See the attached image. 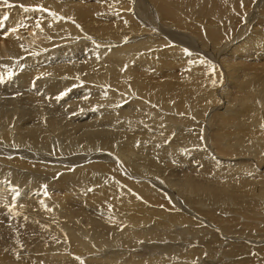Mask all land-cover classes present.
Here are the masks:
<instances>
[{"label":"bare ground","instance_id":"bare-ground-1","mask_svg":"<svg viewBox=\"0 0 264 264\" xmlns=\"http://www.w3.org/2000/svg\"><path fill=\"white\" fill-rule=\"evenodd\" d=\"M60 1L7 0L5 3L0 0V27L6 33V37L0 38V56L4 57L0 61V88L8 91L18 88L23 93L21 100H9L12 110L0 104V155L22 156L18 160L23 166V170L16 169L18 163H6L8 160L0 157V208L7 207L4 199H14L16 194H22L24 201L14 210L23 213L22 217L31 224L37 221L46 224V235L53 241L27 239L25 243L34 249L33 254L38 255L29 264H226L225 259L230 254L237 258L236 264L263 263L264 259L257 251L254 258L252 254L249 258L244 256L247 252L240 253L253 249L247 238L245 241L228 239L237 234L243 239L249 235L264 236V227H253L252 223L239 226L233 221L228 222L232 219L227 218L229 216L221 218L227 210V214L234 212L231 199L203 206L197 218L191 217L195 211L182 209L178 199L179 195H186L184 206L192 207L193 192L209 202L212 200L200 195H211L214 190L230 191L236 199L242 196L241 193L247 194L244 195L247 198L240 199L246 202L248 197L264 194V187L256 188L264 182V175L261 177L263 181L248 183L237 177L242 171L253 173L256 168L264 167V69L247 67L250 60H264L263 19L258 27H254L260 33L242 40L239 55L238 48L236 54L233 51L236 58L246 60V63L244 66L235 63L225 66V80L218 81L225 86L221 90L222 86L218 88L212 79L210 64L203 63L202 54L172 40L181 39L183 45L190 43L199 48L189 34L181 33L189 23H184L182 10L173 7V3L127 0L120 1L121 5L116 2L118 0ZM53 2L60 5L59 11L69 22L52 16L26 22L27 14L39 12L37 9L32 11V5L48 6ZM211 8L215 10L210 14L218 9L230 13L229 6L215 4ZM108 23L114 32H110ZM169 28L179 31L164 34ZM155 34L159 37H153ZM204 34L207 35L197 32L195 38L202 45L199 48L202 51H207V45L215 47L221 41L217 35H223L222 31L218 34L213 28ZM46 47L49 48L44 50ZM6 55L11 58L5 59ZM66 57L69 60L58 65L66 67V72L52 73L56 61H63ZM165 60L173 61L177 67L165 69ZM153 63L158 66L155 70L151 69ZM99 64L105 66L106 71ZM38 65H42L48 75L40 76V70L32 68ZM112 67L118 70L116 76ZM27 70L29 74L25 75ZM202 76L212 80L211 83H200ZM54 88L57 96L52 98ZM215 90H221V97L228 91L233 103L239 104L238 108L243 105L251 114L259 113L261 120L246 117L245 120L252 124L231 135L236 142L247 138L251 143L241 147L239 152L231 150L229 155L235 156H230L228 169L220 173L218 167H214V173L220 174H217L216 182H211L213 172L207 168L211 157L202 150L201 132L198 131L202 129V122L199 123L201 115L197 110L204 106L205 115L220 105L214 97ZM80 91L92 95L89 94L88 98L82 95L78 99L76 96H81ZM149 99H153L150 102L153 105L147 104ZM233 99L226 97L222 101L227 104ZM256 101L262 103H254ZM156 106L162 108L161 111ZM228 107L227 104L224 113L217 112L221 122L243 118L240 108ZM108 122L111 126H107ZM180 123H183L182 128H177ZM229 125L239 127L233 122ZM214 131V135L222 134L219 127L213 128ZM211 152L221 157L215 149L211 148ZM93 160L98 161L91 162V167L84 165ZM176 164H182L184 171L190 169L183 174L185 179L178 177L182 184L170 179L176 173ZM9 166H14L16 171L10 170ZM26 168L30 169L24 171ZM6 171L13 172V176ZM45 173L48 175L42 178ZM232 175L235 178L227 180ZM158 180L167 184H158ZM219 180H224V187ZM79 183L86 189L69 185ZM62 185L67 187L63 199L54 201L50 196ZM178 185L180 187L176 189ZM253 191L254 195H249ZM97 198H102L104 204L108 201L113 204H98ZM70 203L83 206L60 210V215L55 217L43 213L46 209L56 208L55 205L65 209ZM6 209L10 210L9 207ZM248 228L254 233L244 232ZM22 232L25 238H30L27 227ZM0 241V263L12 264L8 257L10 253L4 250L6 244L2 239ZM141 243H145L154 254L140 250L144 247ZM7 259L10 263L5 262Z\"/></svg>","mask_w":264,"mask_h":264},{"label":"rangeland","instance_id":"rangeland-1","mask_svg":"<svg viewBox=\"0 0 264 264\" xmlns=\"http://www.w3.org/2000/svg\"><path fill=\"white\" fill-rule=\"evenodd\" d=\"M46 1L51 2V1H54V0H46ZM120 1H122L124 3L127 0H118V1H116V2H119V4L122 5L123 3L122 2L120 3ZM132 1H135V0H128V2H132ZM166 1L169 2V3H173V5H174V6L172 5L173 7L180 8L179 11L182 10L181 12L184 14V15L183 14L182 15L185 17L184 18V21L186 20V22H184V23H189V25L188 26H184V30H182L181 33L184 34V35H187V36L189 34L190 39H193L194 43L196 45H198L199 48L202 45L199 42H197V40L195 39L197 37V32H201V34L207 35V34H204V33L209 32L211 28L216 29L218 34L221 33V31H222V34L223 35H221V34L217 35V38L221 40V41H219L220 43L216 44L215 47L214 46L211 47V46L207 45L206 46V49H207L208 52L207 51L199 50L198 47H196L195 45L190 44V43L189 44H186V45H183V43L181 42L182 41L181 39H180L181 40L180 41L177 38H172V40H174L176 42L175 44H178V45H180L182 47L185 46V47L188 48V50H190V48H191V51H193L194 53L202 54V57L201 58H203L205 60V61H203V63H205V65L207 63L210 64L209 66H211V68H212L211 69L212 79L214 81H216V84L218 85V88L220 86H222L221 87V90H222L225 86L222 85L223 82L220 83L218 81H220V79H222V81L225 80V72L223 71V69L225 68V66L232 65L234 63L235 64H239L241 66H244L245 65L244 63H246L245 62L246 60H243L242 59L243 61H241V59L236 58V55L235 54H236V52L238 50H235V49H237V48L239 49V51H238V55H239V53L242 51V48H243V45H242L241 42H243L245 39H247L248 36H250V38H251V37L256 36L257 33H260V30L257 28V31H256L254 27L255 26L258 27L259 26V22L262 19H263L262 21H264V2H262L263 0H261L260 2H259V0H240V1L239 0H228V1L227 0H215V1H207V0H166ZM215 4H217L219 6H222L223 5L224 7L225 6H229L230 13L226 14V13L220 12L219 9H218V10H216L213 13L210 14V12L212 10H215V9H212L211 8ZM236 4H238V6H236ZM36 5H32L33 6L32 11H35V9H37L36 11H39V12L36 13L35 15L34 14L33 15L32 14H30V15L27 14L26 15L27 17L25 16L26 17L25 18L26 22H31L33 19H42V18L44 19L45 17H43V16H52V17H54V18H56L58 20L68 21L63 16L62 11H59V8L58 7L60 5L55 4V2L48 4V6H46V5L36 6ZM132 5L135 6V4H132ZM210 5H212V6L210 7ZM16 6L17 5H15V7ZM149 6H151V4ZM6 8H7V5H6ZM27 10L30 11V8H28ZM224 22H226L228 24H226ZM72 24L76 25V23L74 21H72ZM108 27L110 28V32H114L111 29V25L109 23H108ZM214 27H216V28H214ZM249 27H251V28H249ZM230 28H232V29H230ZM172 31L178 32L179 30H177L176 28L174 30L173 29L171 30V28H169V29H166V31H164V34L169 35L168 32L169 33L170 32L172 33ZM191 31H192V33H191ZM240 31L242 33H239ZM250 33L253 36H251ZM120 34L123 35V34H127V33H120ZM161 34H163V33H161ZM5 35H6L5 31H3L2 28L0 27V38H1V36H2V38L6 37ZM144 35H143V37H144ZM146 36H148V35H145V37ZM153 37L156 38V37H159V35L158 34H155V35H153ZM168 38H171V37H168ZM72 42H74V41H72ZM239 43H240L239 47H236ZM223 45H224V47L222 48ZM54 46L55 45H53L52 47H54ZM49 47H46L44 50H47ZM233 51H234L235 54L233 53ZM243 51H245V50H243ZM125 52L128 53L129 51L128 50H125ZM204 52H206V53H204ZM41 54L42 53H40V51H39V54L38 55L40 56ZM35 55H37V53ZM203 56H205V57H203ZM6 57H5V59H9V58H11V55H8V56L6 55ZM2 58L4 59L3 56H0V61L3 60ZM15 58H18L19 60L21 59L20 57H15ZM230 58H232L233 60L230 59ZM236 59H238V60H236ZM68 60H69L68 57H66L63 61H60V62H57L56 61V67L54 69H52V73H55V74L65 73L66 70H67V68L66 67H60L58 65L63 64V63H65ZM194 60H197V59H194ZM163 63H166V64H164V66H163V64H161V66H163L165 69H166V67L167 68L168 67H171L173 69H175L177 67L176 64H174L173 61L165 60V61H163ZM250 63L251 64L253 63V64L251 65ZM248 64H249L247 66L248 68H257L259 70H262L261 68L264 69V60L263 59H261L259 61L250 60V62ZM99 65H101V64H99ZM115 67H112V69H113L112 71H113V74L116 76L117 73H118V70ZM155 67L157 68L158 66L153 63V65H151V69L152 70H155L156 69ZM32 68L33 69L34 68H38L40 70V76L48 75V72H45L43 70L42 65H38V67L37 66H32ZM102 68H103V70L106 71V67L105 66H102ZM201 68H202L203 71L205 70L202 65H201ZM201 68H199V69H201ZM213 68H215V69H213ZM241 72H243V70ZM166 73H168V71ZM28 74H29V72L27 70V73L25 75H28ZM164 77H167V76L164 75ZM200 78L202 79L200 83H202L203 81L204 82L211 83V81H212V80H209V81L206 80L207 77H205V76H202ZM157 79L159 80L161 78H157ZM157 79H155V80H157ZM161 80H163V79H161ZM1 88L4 91H8V90H6L3 87H1ZM14 89H16V88H14ZM14 89H10L11 92H10V90L8 92H3V90H0V104L2 106H6V108H10L11 110L13 109V107H9V105H10L9 104L10 103L9 100H11V99L12 100L13 99H15V100H17V99L18 100H21V95L23 94L22 91H20L18 88H17V90H14ZM12 90L15 91V92H13ZM220 91L217 90L216 92H214L215 93L214 94V97H215V99H218L219 100V104H220V105H218V106H216L214 108L215 110H212L210 113H209L210 110H208L207 113H209V114L207 116H206L207 113L204 115V106H199V108L197 110L198 113H200V115H201V117L199 118V123L202 122V127H201L202 129H199L198 130V131L201 132L199 134L200 135L199 138H201V141L203 142V144H202V148L203 149L202 150L205 151L206 155L209 158L211 157L210 167H209V165L207 166V168H209V170L213 172V173L209 172V173H211V175H210V177L212 178L211 182H216L217 181L216 176H218L222 171H225V170L228 169V167H229L228 162H230V159L229 158L235 156V155H233V156L229 155V152L231 150H233L234 153L236 151L239 152L241 147H243L246 144H250L251 143L250 140L247 139V138H244L243 140H241L239 142H236V141H234L235 138H233L231 135H234L235 133H238V132L242 131L244 128H246L247 125L252 124V123H249L248 121L245 120L246 117L253 116V117L257 118L258 120H261L259 113H252L251 114L247 110V108L242 107L243 105L241 107H239L240 108L239 109L238 108V105L239 104L236 105L235 103H233L234 102V99H233V97H231L232 94L229 95L227 93L228 91L224 92V95H223L224 97H221L219 95ZM1 92H3V93H1ZM68 92L65 93V94H68ZM56 93H57V91L54 88V95L52 96V98H54V97L57 96ZM79 94L81 96H79V95L76 96V97H78V99H80L83 96H84V98H88V97H90L89 94L92 95V93L91 92L89 93L88 91H80ZM226 97H229V99H233L232 101L229 102L230 104L227 102V104L229 105L228 108H236L237 107V109H239V112H241L243 118H240V119H228L226 121L227 123L220 121V119H219L220 114H218L217 112H220V111H223V110L225 111L226 110V105L227 104L225 102L223 103V101H222V100H224V98L226 99ZM262 97H264V95ZM73 98L75 99V97H73ZM53 100H56V99H53ZM151 101H153V99H149V102H148V100L146 102H147V104H151L150 103ZM84 103L87 105V99H85V102ZM254 103L261 104L262 102H257L256 101ZM61 104L62 103H59V106H61ZM151 105H153V103ZM59 106L57 105L56 107L59 108ZM53 107L54 106H52L51 108H53ZM157 108L160 111L162 109L160 107H157ZM134 109L135 110H138L137 107H135ZM263 109H264V107H263ZM55 111H59V110L55 109ZM224 111L222 113H224ZM168 112H170V111H168ZM229 114H231V113H227V115H229ZM205 120L207 121L206 122V126H205ZM231 122L237 124L239 127L238 128H234V127L230 126L229 124H231ZM109 123L110 122L107 123V126H111V124H109ZM178 126H180V127H177V128H182L183 123H180ZM218 127L221 130V132H222V134L219 135V136L218 135H214L216 131L213 132V128H218ZM169 128H171V127H169ZM227 136H228V138H226ZM200 147H201V145L199 146V148ZM211 148H212V150L215 149L216 151H218V153L220 154L221 157H216L217 155L214 154L213 152H211ZM207 151H208V154H207ZM211 153H212V155H211ZM0 157H1V159L8 160L6 163H8V162L9 163H18V164H16L18 166H15L16 169H17V167H20V170L21 169L23 170V166L20 164V161L18 160V159L22 158V156H18V155L17 156L16 155H0ZM99 160L102 161V159H99ZM219 160H221V162ZM97 161L98 160H93V161H90V162L88 161L84 165L85 166L87 165L86 167H91V162L93 163V162H97ZM207 162H209V161L207 160ZM15 167L14 166H11L10 167V170L16 171ZM181 167H182V164H176V168H175V170H176V173L175 174L176 175L175 174L173 175V176H176V177H173L172 176V178H170L171 181H173L175 183H177V182L180 181L179 184H182V180L181 179H178V177L180 178L182 176L181 178L182 179H185L186 176H184L183 174L186 171L189 172L190 169H185V171H184V169H182ZM214 167H218V170L220 171V173H216V172L214 173V169H215ZM210 168H213V170L210 169ZM28 169H30V168H28ZM28 169L26 168V169H24V171H26ZM256 169H257V171L256 172H253V173L252 172L251 173L250 172H245L244 173L242 171L240 173V175H238L237 177L238 178H241L242 180H245V182H247V183H248V181H257V182L258 181H263V179L261 177H262V175H264V167H262L260 169H258V168H256ZM6 173L10 174L11 176H13L12 174H14L11 171L10 172L9 171H6ZM258 173H260V174H258ZM51 174L53 175V173H51ZM169 174H170V172L167 173V176ZM46 175H48V174L45 173L44 176H42V178H44ZM190 175H193V173L191 172ZM234 176L235 175H232L227 180L235 178ZM52 177H50V178H52ZM131 179L135 180V178H131ZM199 179H201V177H199ZM219 181H220L219 183L223 182V183H221L222 185L225 184L224 180H222V181L219 180ZM158 182H159L158 184H164V186L167 184V183H165L163 181H159V180H158ZM263 184H264V182L261 183L260 185H258L256 188L261 189L262 187H264ZM69 185H71L72 188H81L82 190L86 189V187L84 186V184H81V183H79V184H69ZM179 187H180V185L176 186L175 188L178 189ZM223 187H224V185H223ZM66 188L67 187L65 185H62L61 187L55 189L53 191L52 195L50 196V198L53 199L54 201H60L61 199H63V194L65 193ZM192 194L193 195L191 196V198L194 199V205L192 207H186V206H184V205H186V203L184 202L185 199L187 198L186 195H184V196L179 195V198H178L180 200L182 209H185L186 208L187 211H192V212L195 211V215H191L190 214L192 218H197L198 217L199 210L203 206L215 205V204L221 202V200H223V199H226V201H229V199H231L233 201V203H234V206H233L234 212L227 214L228 213V210H227L225 212V214H222L221 213L222 214L221 218L222 217L223 218H226L227 216H229L227 218H232V219L228 220V222H232L233 221V224H236V225L239 224V226L240 225L246 226V225L252 223V224H254L253 227H257L258 225L260 226V228L261 227H264V221L263 222L261 221V220H264V204L262 203V201L264 202V194H256V196L254 198L253 197H248L249 199H247L246 202L245 201L242 202V201H240V199L247 198V197H244V195H247V194L241 193L242 196H240L239 199H236L233 196L232 192H230V191L214 190L211 195H200V197H203L205 199H211L212 201H210V202L209 201H205L202 198H199L198 196H196L197 192H193ZM98 195H103V194L102 193H99ZM249 195L253 196L254 195V191L251 192V193H249ZM96 197H99V196L96 195ZM220 198H222V199H220ZM4 201H5L4 204L7 207H9L10 210L9 209H6L7 207H5V208L3 207L4 209L3 208L2 209L0 208V233H2L3 231L4 232L7 231L6 234H4V235L3 234H0L1 235L0 236V240L2 239V241H4L2 243L3 244L4 243L6 244V247L4 248V250L5 251H8L10 253V255L8 254V257L13 261L12 264H14V263L15 264H25V263L26 264H29V262L31 261V259H33V258L35 259V257H37L38 255L36 256V254H33L34 249L28 247V245L25 243V241L27 239L29 241H31L32 239H42L43 241H47L48 243H53V241L49 240V238L46 235V231L45 230H46V228L48 226L46 224H43V223L38 222V221L35 224H31V221L30 220H29L30 221L29 222L27 219H25L24 217H22L23 216V213H21L22 214L21 215V214H19V211L14 210V208L18 204H20L21 202L24 201V196L22 194L18 193V194H16V197L14 199H4ZM102 201H103L102 198H97L98 204L99 203H102V205H111V204H113L111 201H108L107 204H104ZM256 201H258V202H256ZM245 204L246 205L249 204V205L246 207ZM160 205H164V204H160ZM236 205L239 207L238 209H236L237 208ZM81 206H83V205L82 204L77 205V204H74V203H70L65 209H61V208H58V206L55 205L56 208L53 207V208H50V209H46L45 212H43V213L51 214V215H53L55 217V216L60 215V210L61 211H65V210L69 209V207H71L72 209H74L75 207H81ZM35 208H38V207L36 206ZM41 209L42 208H39V210H41ZM85 209L89 210V208H85ZM11 210L13 211V213L11 212ZM90 211H93L94 212V210H90ZM239 211H243L244 213L243 212H239ZM251 211H253V212H251ZM37 212L38 211H32V213H37ZM245 212H247V213L245 214ZM8 214H10V215H8ZM164 214H167V213L165 212ZM16 215H18V216L20 215V216L19 217H16ZM25 217H27V216H25ZM31 219H34V217H32ZM8 222L11 223V224H9ZM15 222H16V224H15ZM14 224H15V226H14ZM36 224H40L41 226H37ZM5 226H7V227H5ZM8 226L10 227V229L8 228ZM16 226H18V230L16 229L17 228ZM3 227L6 228V229H4ZM26 227H27V231H28L27 234L30 235V238H25L23 236V234H22L23 233L22 231H25L26 230ZM241 228L242 229H245V227H241ZM16 230L18 232H19V230H21V231L18 233ZM244 232H246V233L248 232L247 234L254 233L249 228L246 229V230H244ZM12 233L15 234V235H13ZM2 235H3V237L4 236L8 237V238H6V237L4 238V239H7L6 242H5V240H3ZM255 237H257V236L255 235ZM255 237L249 235V236L244 237V239H243V238L240 237V234H237V236H233V237L228 238V239H233L234 241H238L235 238H240L241 241H245L246 238H247L248 239L247 241L249 242V244L251 245V247H253V249L251 250L250 247H249V249L251 250L250 252L246 250V251H243V252H240V253L247 252V254L244 255V256H246L247 258H249L250 257V254H252L251 257L254 258V256H255L254 254H256V251H257V253L259 252L261 254V259H264V239H263L264 236L259 237V235H258L257 238H255ZM19 238H21V239H19ZM260 238H262V239H260ZM254 239H255V242H254ZM179 242L181 244H184L182 241H179ZM141 244H143L144 247L143 248H139L140 250H147V251H149V247L148 246H145V243H141ZM25 248L29 249V251H26ZM149 253L152 254V250H150ZM28 254H30L29 257H28ZM153 254H154V252H153ZM205 255H206V253H205ZM27 258H28V261H27ZM9 261L10 260L7 259L5 262H9ZM21 261H23V262H21ZM225 261H226V264L228 262H230V261L233 264L238 263L237 258L234 257L231 254H230V257H228V258L225 259ZM262 262L263 263H260V264H264V260ZM0 264H4V263H0ZM199 264H206V263L200 262ZM256 264H258V263H256Z\"/></svg>","mask_w":264,"mask_h":264},{"label":"snow or ice","instance_id":"snow-or-ice-1","mask_svg":"<svg viewBox=\"0 0 264 264\" xmlns=\"http://www.w3.org/2000/svg\"><path fill=\"white\" fill-rule=\"evenodd\" d=\"M5 3H7V0H5ZM0 79H2V78H0ZM62 95H64V94H62ZM58 99H59V97H58Z\"/></svg>","mask_w":264,"mask_h":264}]
</instances>
